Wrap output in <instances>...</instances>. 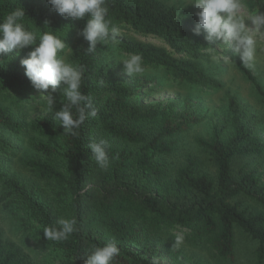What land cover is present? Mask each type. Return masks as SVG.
<instances>
[{
    "label": "trees",
    "instance_id": "1",
    "mask_svg": "<svg viewBox=\"0 0 264 264\" xmlns=\"http://www.w3.org/2000/svg\"><path fill=\"white\" fill-rule=\"evenodd\" d=\"M244 3L249 12L264 11V0ZM105 6L110 37L88 53L87 42L77 35L85 20L61 17L47 0H0V20L23 8L28 30L51 31L73 49L74 64L85 69L81 91L92 97L98 112L81 125L77 136L65 135L53 117L29 119V111L46 106L20 65L34 46L19 55L13 50L0 56V210L10 214L27 243L46 251L57 264H83L86 251L109 242L120 249L113 264H150L166 251L175 256L177 234L184 241L206 243L228 258L237 229L256 242L255 264H264V211L241 207L235 199L242 195L264 207V179L258 168L245 163L234 169L239 159L264 153L258 116L236 94H229L225 119L212 124L208 137H196L215 167V177L192 154L170 163L167 156L177 150L179 136L201 118L188 107L174 112L147 103L138 89L114 75L104 57L113 46L167 69L179 81L218 88L220 81L200 66L198 58L217 54L215 45L222 44L206 41L203 33L194 35L193 17L160 12L145 0H105ZM111 26L118 32L111 34ZM243 73L264 100L255 75L245 67ZM52 95L58 111L63 89L58 86ZM11 136L17 139L14 144ZM24 137L28 149L18 161L30 178L11 170L12 150ZM99 139L111 145L106 170L88 148ZM60 217L75 218L77 231L64 241L46 240L42 227ZM28 255L16 249L3 257L7 261L18 256L12 264H34ZM40 260L35 256V264L44 263Z\"/></svg>",
    "mask_w": 264,
    "mask_h": 264
},
{
    "label": "clouds",
    "instance_id": "2",
    "mask_svg": "<svg viewBox=\"0 0 264 264\" xmlns=\"http://www.w3.org/2000/svg\"><path fill=\"white\" fill-rule=\"evenodd\" d=\"M47 3L61 17L86 21L77 35L87 42L88 53H94L98 43L108 41L111 22L105 0H47ZM189 5L197 10V22L192 29L194 35L203 33L204 39L210 43L229 45L231 53L239 58L243 67H254L258 52L264 50V11L252 10L247 15L243 14L247 7L244 0H182L179 10ZM25 16L24 9L17 8L0 20V56L13 50L19 55L22 50L34 46L26 58L20 59L24 74L33 89L46 101V113L53 114L54 121L63 127V133L77 136L81 125L98 115L92 97L81 91L84 66L68 62L67 55L63 54L67 46L64 39L51 31L38 34L28 30L23 22ZM45 23L47 25L48 22ZM117 32L118 29L111 26V34ZM121 62L129 77L145 72L142 57L138 54ZM99 83L102 85L104 81ZM61 84L64 85V102L56 111L52 93ZM110 147L106 139L88 144L91 158L101 169L106 170L110 166ZM42 231L48 241H64L77 231V220L60 217L54 224L43 226ZM183 242L184 236L177 234L173 248L178 249ZM83 255L86 257L83 264H113L120 255V249L115 243L109 242L103 246H93ZM150 264H160L159 259L153 257Z\"/></svg>",
    "mask_w": 264,
    "mask_h": 264
},
{
    "label": "rangeland",
    "instance_id": "3",
    "mask_svg": "<svg viewBox=\"0 0 264 264\" xmlns=\"http://www.w3.org/2000/svg\"><path fill=\"white\" fill-rule=\"evenodd\" d=\"M153 8L160 12H172L174 14L182 13L185 16L193 17L197 20L195 12L197 11L191 5L187 8L179 10L182 0H145ZM249 11L243 10V14L247 15ZM63 54L67 55L68 62L74 64L73 49L68 46ZM109 51L105 53V60L109 61L110 68L114 75L119 79L130 84L139 90L142 98L150 104L156 105L161 109L181 111L188 107L190 111L196 113L201 121L192 125L188 130L179 136L178 148L174 153L167 156L170 163H179L183 158L192 154L198 156L204 161L206 170L212 177H215V167L208 159L207 153L200 148L195 139L196 137H208L211 132V126L215 122L225 119L227 98L229 94H236L240 101L255 113L259 118V128L264 137V100L256 92L250 81L243 73V66L239 58L231 53L230 46L222 44L220 47L215 45L217 54L202 55L198 58L200 66L204 70L220 81L218 88L204 86L196 83L182 82L175 79L170 71L161 67L146 64L143 61L145 72L140 75L129 77L125 74L122 60L128 58L129 55L122 50L109 46ZM224 52V53H223ZM255 75L259 85L264 89V50L258 52L254 61V67L250 69ZM60 88H64L61 84ZM38 93V92H37ZM39 101H45L40 96ZM46 104V102H45ZM29 111L26 115L29 119L36 115H44L53 117L52 113H46V106ZM55 110V108H54ZM9 141L14 144L17 139L13 136ZM21 145L16 150H12L11 170L17 174L30 178V173L26 170L21 162L18 161L22 151L28 149V138L21 139ZM247 163L258 168L264 179V153L252 157L239 159L235 162L234 169H238V165ZM241 207H249L250 209L262 210L264 207L256 201L245 197L238 196L235 198ZM235 249L232 256L222 258L217 252L208 246V244H199L197 242L184 241L178 248H173L175 256L171 252H164L159 256V261L165 264H174L180 260L183 264L200 263V264H255L254 248L256 242L251 240L241 230L235 231ZM16 249L21 253H28V257L35 264V256H39L40 262L43 264H57L55 258L46 255V251L35 250L33 242H26L25 238L16 230L10 214L7 211L0 210V264H12L18 256L9 257L4 260L5 253L13 252Z\"/></svg>",
    "mask_w": 264,
    "mask_h": 264
}]
</instances>
